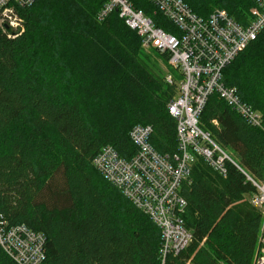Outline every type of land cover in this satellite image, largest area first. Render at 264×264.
Listing matches in <instances>:
<instances>
[{"label":"trees","instance_id":"obj_1","mask_svg":"<svg viewBox=\"0 0 264 264\" xmlns=\"http://www.w3.org/2000/svg\"><path fill=\"white\" fill-rule=\"evenodd\" d=\"M107 1L36 0L19 9L21 35L0 29V209L11 225L45 234V264H162L160 228L93 159L108 145L132 158L138 148L130 132L138 124L153 127L157 151L177 152L168 104L178 86L118 11L99 17ZM185 1L202 17L223 8L243 25L252 18L254 0ZM131 2L168 29L150 0ZM223 79L261 111L264 126V29ZM200 125L232 160L225 177L203 158L193 164L182 194L194 238L164 264H253L264 216L251 202L257 188L248 177L264 183V128L217 93ZM0 264L19 263L0 246Z\"/></svg>","mask_w":264,"mask_h":264},{"label":"built area","instance_id":"obj_2","mask_svg":"<svg viewBox=\"0 0 264 264\" xmlns=\"http://www.w3.org/2000/svg\"><path fill=\"white\" fill-rule=\"evenodd\" d=\"M36 0H0V29L14 38L25 31V20L19 9ZM167 20L168 29L160 26L131 0H108L99 17L118 11L126 24L142 38V46L164 54L175 73L166 75L178 91L168 108L177 122L178 151L164 155L151 144L153 127L136 125L130 137L137 153L122 157L111 145L105 146L93 159L95 167L109 182L122 190L139 209L160 228L162 264L168 254H179L193 241L185 213L188 200L182 194L192 166L203 158L224 177L231 154L224 150L209 131L200 125L209 97L217 93L251 125L264 128L263 115L252 104L241 99L237 87L224 82L223 71L264 29V0H254L247 25L236 21L222 8L208 17L192 10L185 0H150ZM218 124L217 120H213ZM257 191L251 202L264 216V183L251 177ZM46 236L25 224L11 225L0 209V246L19 264H45ZM186 264H192L189 260ZM253 264H264V218Z\"/></svg>","mask_w":264,"mask_h":264},{"label":"rangeland","instance_id":"obj_3","mask_svg":"<svg viewBox=\"0 0 264 264\" xmlns=\"http://www.w3.org/2000/svg\"><path fill=\"white\" fill-rule=\"evenodd\" d=\"M223 9V8H222ZM146 53L150 56L152 63L158 68L160 73L167 75L170 72H174V70L171 68V66L168 64V62L164 61V58L159 56L158 51L150 48H145Z\"/></svg>","mask_w":264,"mask_h":264}]
</instances>
